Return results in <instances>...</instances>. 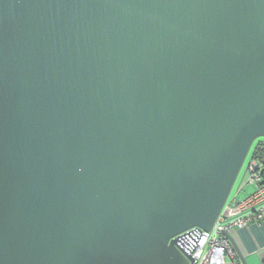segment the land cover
Returning <instances> with one entry per match:
<instances>
[{
	"label": "water",
	"instance_id": "water-1",
	"mask_svg": "<svg viewBox=\"0 0 264 264\" xmlns=\"http://www.w3.org/2000/svg\"><path fill=\"white\" fill-rule=\"evenodd\" d=\"M260 138L264 0H0V264H190Z\"/></svg>",
	"mask_w": 264,
	"mask_h": 264
},
{
	"label": "built area",
	"instance_id": "built-area-1",
	"mask_svg": "<svg viewBox=\"0 0 264 264\" xmlns=\"http://www.w3.org/2000/svg\"><path fill=\"white\" fill-rule=\"evenodd\" d=\"M254 146L255 143L250 152L245 184L240 187L242 190L249 184L254 192L242 202L237 201L236 196L231 201L228 200L230 203L227 202L212 231L193 229L180 236L179 247L192 259L190 264H243L235 245L227 235L233 237L236 230L264 223V178L261 171L264 165L254 157ZM233 207L240 211L236 217L227 215V211Z\"/></svg>",
	"mask_w": 264,
	"mask_h": 264
},
{
	"label": "crops",
	"instance_id": "crops-1",
	"mask_svg": "<svg viewBox=\"0 0 264 264\" xmlns=\"http://www.w3.org/2000/svg\"><path fill=\"white\" fill-rule=\"evenodd\" d=\"M233 238L246 264H264V223L236 230Z\"/></svg>",
	"mask_w": 264,
	"mask_h": 264
},
{
	"label": "rangeland",
	"instance_id": "rangeland-1",
	"mask_svg": "<svg viewBox=\"0 0 264 264\" xmlns=\"http://www.w3.org/2000/svg\"><path fill=\"white\" fill-rule=\"evenodd\" d=\"M260 139H263V138H260ZM260 139H258V140H260ZM250 158H251V154H249L248 158L246 159L245 164H244V166H243V168H242V170H241V172L237 178V181H236L234 188L232 190V193L230 195L229 201H231L236 196L237 201L242 202V201L246 200L247 197L254 192V188L249 184H246L244 186V188L242 190H240L241 185L245 184L244 179H245L246 169H247V166L249 164ZM228 203H230V202H228ZM227 215L233 216V217L238 216V209L235 207L229 209L227 211Z\"/></svg>",
	"mask_w": 264,
	"mask_h": 264
},
{
	"label": "trees",
	"instance_id": "trees-1",
	"mask_svg": "<svg viewBox=\"0 0 264 264\" xmlns=\"http://www.w3.org/2000/svg\"><path fill=\"white\" fill-rule=\"evenodd\" d=\"M253 150L255 152L254 157L257 158L259 162L264 165V138L257 140L255 142V146ZM261 171H262V177L264 178V168Z\"/></svg>",
	"mask_w": 264,
	"mask_h": 264
}]
</instances>
